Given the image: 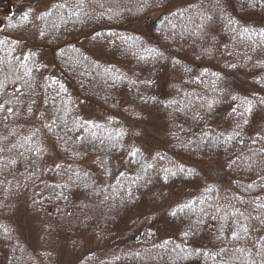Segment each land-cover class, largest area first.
<instances>
[{"label":"trees","instance_id":"1","mask_svg":"<svg viewBox=\"0 0 264 264\" xmlns=\"http://www.w3.org/2000/svg\"><path fill=\"white\" fill-rule=\"evenodd\" d=\"M30 1L0 0V264H264V0ZM84 33L115 64L71 44ZM19 34L50 49L58 77L10 44ZM116 62L148 72L133 78ZM37 101L45 137L21 125ZM88 101L108 117L85 121L76 108ZM140 112L166 126L168 151L153 163L132 142ZM88 158L92 172L79 167ZM189 161L221 169L197 185ZM179 182L194 189L135 240L127 215L164 203ZM19 212L35 218L36 236Z\"/></svg>","mask_w":264,"mask_h":264},{"label":"rangeland","instance_id":"2","mask_svg":"<svg viewBox=\"0 0 264 264\" xmlns=\"http://www.w3.org/2000/svg\"><path fill=\"white\" fill-rule=\"evenodd\" d=\"M30 1V0H29ZM38 3V9L40 10H44L49 3L52 0H35ZM34 0H31V4L33 2H35ZM231 1V0H228ZM190 3H193V1H190ZM9 9L7 8L5 10V13H9ZM162 12H156L154 14H152L150 16V24L152 26L156 25V22L158 20V18H160V16H162ZM143 23L139 24V31L141 33V31L144 28V26H142ZM144 31V30H143ZM142 31V32H143ZM30 35H25V34H19V35H12L11 40H10V44L13 45L19 52H21L24 55H32V60L34 61L35 66L37 67V69L39 71L43 70L46 73L51 72L52 76L54 77H58L57 72L55 71L54 68H52L51 66V62L49 57H47L46 54H48L50 51V49L46 48L45 45L41 42H36L35 38L36 36H30ZM90 39V35H86L81 34V36H79L76 39H73L71 43L73 44V46L75 47H79L82 48L83 50H85L86 54L88 56H90L93 59L97 60H104L102 59V57H106V59L110 60V62L105 61L104 63L106 64H115L114 59L112 58L113 55H109V52H106L105 49H103L101 46H98L97 43H90L91 41ZM63 44H56L54 45L55 48H62L63 54L68 53V49H66V47H62ZM56 51V50H55ZM100 57V58H98ZM110 58V59H109ZM38 60V62H37ZM118 63V62H116ZM121 67L122 70H124V72H129V74L133 77L136 78V76H140L141 73H145L148 72V67L145 69H132L128 64L122 62L121 64L118 63ZM173 73L171 74H167L168 77H172L175 76L174 71L172 70ZM149 74V73H148ZM150 77V76H149ZM167 78V77H166ZM166 79H164L162 81V84L165 82ZM161 81V80H159ZM45 89V87H44ZM12 93V90H11ZM128 99V97H127ZM126 100V98H125ZM129 100V99H128ZM127 100V102H128ZM36 106L37 109L35 111L34 114L28 115V120L26 121H22L21 125L24 126V131L27 133V135H34L36 134V131L38 133V135H44L45 137V125L48 124L49 119V115L45 114V107L43 106V102H36ZM78 109V110H77ZM77 112L79 115H81V117L85 120L88 121L90 123V121H102L105 118H107L108 116L101 114V112H99V109L96 105H94L91 102H81V104L78 105V108H76ZM136 116V115H135ZM137 116H139L138 118L132 120V125L131 127H135L137 128L138 132H135L136 136L132 137V142H134L133 144L136 145L143 156V159L146 160V162L148 163H153L155 160V155L157 153H159L160 151H168L163 145L162 143H164V137L166 135V126L163 124V121L161 119V117H159L156 114H153L151 112H140L137 114ZM102 119V120H100ZM47 121V122H46ZM34 122V123H33ZM37 122H39V124H37ZM123 124V123H122ZM38 125H41L38 127ZM42 127V128H41ZM47 127V125H46ZM41 128V131H40ZM40 138L41 142L43 143V149L45 151V153L43 152L41 157L45 156V159H48V161L46 162L45 166H47V168H52L54 169L58 163V159L56 158L57 156L55 155V149L50 146V145H54L52 144L49 140H47V138ZM169 153V152H168ZM94 161V159H86L84 161V163H82L81 167L84 170H90L89 172H92L93 166L90 165V163ZM188 167H190L192 170H194L195 172H197L196 174V179L194 182V184H199L201 183L203 180H207L210 179L211 175L215 173V171H219L220 168L217 167V164L214 165L213 163H209L207 165H201V164H196L195 161H189V163L187 164ZM197 176H199V178H197ZM159 184V179L157 178L156 181V186ZM178 184V185H177ZM175 184L174 186L171 187H167L165 188V191H167V195L164 198V203H160V201H157L154 203V205L151 207L149 205H141L139 208H137L134 212H132L130 215H127L128 217L126 218L124 225L126 226V228L129 227V230L133 229V238L135 240H138L139 235H140V231L147 226V224L150 223H154L156 222V220L159 221L160 219V215L169 207V204H172L174 202H176V200L178 198H181L182 196L189 194L190 191H192V189H194L193 187L189 186L188 184H183L180 182ZM179 184L182 185L179 187ZM160 187V185H158ZM187 189V190H186ZM160 190V188H159ZM160 193V192H159ZM168 210V209H167ZM21 212L17 213V220L19 221V225L21 226L22 230L27 232V234L29 235H37V228L35 227V223L36 221L34 220V217H30L29 215L27 216L26 214H22L21 216L18 217V215ZM30 217V220H28V218ZM30 222H28V221ZM157 223V222H156ZM133 227V228H131ZM67 253V252H66ZM64 253V254H66ZM68 256V255H67ZM80 254L77 256L79 258ZM66 259H64V261H62L60 264H69L70 262H72L70 257H65Z\"/></svg>","mask_w":264,"mask_h":264},{"label":"snow or ice","instance_id":"3","mask_svg":"<svg viewBox=\"0 0 264 264\" xmlns=\"http://www.w3.org/2000/svg\"><path fill=\"white\" fill-rule=\"evenodd\" d=\"M209 19H210V17H209ZM41 35H43V33H41ZM259 35H260V36H264V32L259 33ZM148 51H149V52H154V50H152V49H149ZM160 55H162V54H160ZM25 59H27V57H26ZM233 67H235V66L233 65ZM232 99H233V100H236L237 97L233 96ZM260 103H264V100H261ZM253 107H254V105L252 104V102H251V101H248V102H247V105H246V107H245V109H244V112H246V113H250V112L252 111V108H253ZM233 111L235 112L236 110L233 109ZM241 115H243V113H241ZM244 123H247V120H246V119L244 120ZM237 126L239 127V125H237ZM228 139L230 140V139H232V137L229 136ZM133 154H135V153H133ZM180 171H184V169L181 168ZM190 174H191V171H189V175H190ZM260 207H264V205H260ZM172 215H175V212H173ZM246 230H247V229H245V231H246ZM185 235H187V233H185ZM234 238H237V239H238V238H239L238 234H234ZM166 243H167V242H166Z\"/></svg>","mask_w":264,"mask_h":264},{"label":"water","instance_id":"4","mask_svg":"<svg viewBox=\"0 0 264 264\" xmlns=\"http://www.w3.org/2000/svg\"><path fill=\"white\" fill-rule=\"evenodd\" d=\"M163 18H164V16H161L160 18H158V20L156 22V27L159 26L162 23Z\"/></svg>","mask_w":264,"mask_h":264}]
</instances>
